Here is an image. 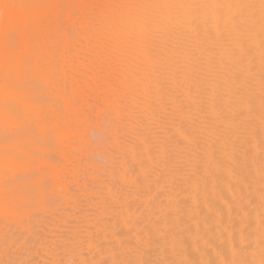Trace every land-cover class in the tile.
<instances>
[{
    "label": "bare ground",
    "instance_id": "6f19581e",
    "mask_svg": "<svg viewBox=\"0 0 264 264\" xmlns=\"http://www.w3.org/2000/svg\"><path fill=\"white\" fill-rule=\"evenodd\" d=\"M49 1L57 3V0L3 1V7L0 10L2 16L0 17V67H8L7 71L6 68L1 67L6 71L3 70V73L0 69V74L3 75H0V83H2L0 84V96L3 97V101L0 103L3 107L7 108L8 106L7 102H4L8 96L4 97V94L9 92L8 83L10 86L12 84L10 81L8 82L9 67L12 62L9 57L10 54H13L12 47L14 46L12 36L18 35L17 38L23 40L24 31L29 26L28 21L29 24L32 21L30 24L32 26L36 22L35 20L42 15L40 5L43 7L42 3ZM68 1L73 3L70 6L74 5L73 8L76 12L73 11V16L77 15L78 26L71 23L75 19H72L71 13L66 15L67 20L71 19V22L70 24L66 23L67 21L66 24L64 23L67 26L62 30L65 35L63 46L72 50L71 47L80 45L84 49L89 41L88 37L94 36L92 38L95 41L94 44H91V41L89 44L113 55V59H119L118 62L123 63L124 66L127 64L128 71L136 79L129 84L130 88L122 85L125 83H120V87L124 88L117 92L114 90L116 86L112 88L109 85L110 88L107 87L106 90L110 91L109 95L104 93L107 96L106 106H112L108 110L111 109L119 119L118 122H115V124L118 123L115 127L114 137L116 152L113 157H110L114 159L111 160L115 163V169L110 170L111 172L106 178L107 181L104 182L105 184H101L104 194L101 193V202L98 207L100 212H97V216H101L105 224L109 223L108 225L104 224L107 229L103 222L99 221L102 218L100 217L98 220L94 214L99 223L90 219L93 226L91 225L89 230L87 221L90 220L86 218L83 220V222L86 221V223L84 222L86 225L83 226L87 231H84L85 235L81 234L82 231L79 232V235L83 237L82 240L86 237L87 241H92V244L90 242L87 244H91L92 248L88 246L87 250L89 252L91 250L90 253L93 256L95 249H99L96 250L95 255L101 252L109 253L107 258L115 252L119 255L124 254V259L119 260L120 262L116 264H264V0H121V4L120 0H117L120 9L101 8L105 13L99 12L100 19L97 17L99 22L96 21L95 25L104 24L106 30L99 33L101 32L99 28L102 29V27L98 28L97 26L100 31L98 32L95 28L97 34L95 33L93 36L88 35L90 31L87 25V16H85L86 0H78L79 4L76 1L78 4L76 7L75 0ZM110 1L113 2V0ZM39 3L40 5L37 7ZM109 6L111 7L112 4ZM36 15L38 17L35 19ZM32 17L35 20H31ZM21 24L24 26L22 27ZM72 24L79 28L72 27ZM11 27L13 29H10ZM71 28L77 29L76 36L72 35L74 39L72 36H67L73 31ZM87 46L89 45L87 44ZM64 62L62 60L61 63ZM81 63L84 64V62ZM136 63L141 66L138 68ZM142 64H144L143 67L146 65L145 70ZM109 68L111 70V67ZM76 69L78 70V68ZM71 70L74 69L71 67ZM118 71L121 72V70ZM150 73L154 76L151 82L147 80L149 86L145 87L147 82L144 79L147 74V77H151ZM4 78H8V80ZM1 80H4V83ZM72 80L75 81V79ZM95 82L97 83V81ZM116 82L118 83V81ZM3 85L4 87H2ZM98 89L97 87V91ZM101 91L103 93V89ZM9 93L10 99L7 98V100H11V92ZM12 93L13 99L16 93L14 94L13 91ZM102 96L101 94L100 97ZM108 100L111 103L107 102ZM11 105L13 104L11 103ZM67 105H63V107ZM72 106L71 108H73ZM67 107H70V103ZM67 107L65 108L67 109ZM98 108L97 111H99ZM75 109L77 108L75 107ZM2 110L0 111L4 114L2 113L3 116L0 114V120L4 116H8L6 114L9 111L8 109ZM65 112L67 113L69 110H65ZM111 114L113 115V113ZM78 127L76 126V128ZM24 128L26 127L24 126ZM62 130L61 133L64 132ZM76 132L79 131L76 130ZM77 135L79 136V134ZM66 140L70 142L71 139ZM2 143L0 144L2 145ZM97 151L99 150L97 149ZM95 153L93 156L97 155ZM11 158L9 156V160ZM69 159L71 160V158ZM15 161L14 163H16ZM0 164L1 168L2 163ZM6 166L7 164H5ZM124 184L129 187L125 186L126 190H120L121 185ZM45 190L47 191V189ZM0 200L2 201V199ZM59 207L61 208V206ZM67 209L69 208L67 207ZM102 211L103 213H101ZM9 212L11 211L9 210ZM104 214L106 218H104ZM24 220L26 219H22V221ZM38 221L43 222L42 220ZM93 222L95 223L93 224ZM61 224L63 226V223ZM100 224L101 227H99ZM10 228L12 227L10 226ZM13 247L15 246L13 245ZM0 250V253L3 254L0 258H6V246ZM38 250L40 251V249ZM59 253L56 252V254ZM69 259L72 261L71 257ZM87 264H89L88 261Z\"/></svg>",
    "mask_w": 264,
    "mask_h": 264
},
{
    "label": "rangeland",
    "instance_id": "374dc122",
    "mask_svg": "<svg viewBox=\"0 0 264 264\" xmlns=\"http://www.w3.org/2000/svg\"><path fill=\"white\" fill-rule=\"evenodd\" d=\"M3 1L0 0V8H1L0 10H2ZM62 1L63 0H57L56 1L57 3H55V2L53 3V1L52 2L49 1L48 2L49 5H48V3H42L41 2L42 4H44V5H42L43 7H41V5L39 3L37 7H39V5H40V8H42L41 14L43 16L40 15V17H38L39 15L37 14L38 16L36 15V17H35V19L38 17L37 20H35L33 17H32V19L29 18L31 20L34 19L36 22H34V24L32 26H30V24H32V21L30 24L28 21L27 24L29 26L26 29V31H24V34L22 33L24 36L23 40L17 38L18 35L12 36L14 46L12 47L13 48V52H12L13 54H10V57H9V58H11V61H12L10 64V67H9L10 76L8 75L9 80H8V78H4L5 80L7 79L8 82L10 81L12 83L10 86V84L7 82L9 85V86L7 85L9 90L6 89L9 92H11V100H9L10 98L8 95L10 93L7 91L8 94H4V92H3L4 97L8 96V97H6V99L4 101V102H7L6 103L8 105L7 108L5 106L3 107L2 103H0V105H1L0 108L3 107L0 110H2V109H4V110L8 109L9 110V111H7V114H6L8 116H4V118H2L4 120H2V119L0 120V121H2V122H0V129H1L0 130V143H2V142L4 143V144L2 143V145L0 144V147H4V148H0V163H2V166L0 168V182H1L0 183V188H1L0 189V192H1L0 196H2V197H0V199H2V201L0 200V216L3 217V218L0 217V249L3 248V246H6V250H7V251H5V254H7L6 258H3V259L0 258V261H1L0 264H2V263L3 264H87V261L89 262V264H90V262H91V264H111V263L116 264L117 262L122 261L121 259H124V257H125L124 254L120 253L121 255H119L118 252H117L118 254H116V252L113 253L116 255L111 254L112 257L109 255L108 256L109 259L106 257L109 253L106 254V253L101 252L100 254L95 255L97 253L96 250H99V249H95V253L92 256L90 253L91 250H90V252H89V250H87L89 248L88 246H90V247L92 246L91 245L92 241L91 242L87 241L88 239L85 236L84 237L86 238V240H85V238H84V240H82L83 237L79 235L80 234L79 232L82 231L81 234L84 233L83 235H85L86 232H84V231H87L86 228L83 226V225H86L85 224L86 221H84L85 223L83 222L84 218L89 219V220L91 219L93 221L96 220V217H98V220L100 219L101 216L99 217V216H97V214L100 212V211H98L99 210L98 207L100 204L99 202H101L100 196L102 195L101 193H103V191H104V190L102 191V189H104V188H102L101 184L107 181L106 178H108L109 172H111L112 169L113 170L115 169V166H114L115 163L111 160L113 158H110V157H113L115 155L114 152H116L114 137H115V131H116L115 127L117 126L118 123L115 124V122L116 121L118 122L119 119L111 109H110L111 111L108 110V108H111L112 106L107 107L108 105L106 106V104H105V102L107 100V96L109 95L108 93L110 92V91L109 92L106 91L107 87L109 85L112 86V88H114L116 86L114 88V90L118 92V90L124 88V87H120L121 86L120 83H125L122 85H125L126 88H130V87H128V86H130L129 84L133 83L132 80L133 81L136 80L132 77V75L128 71L129 67L127 64H125V66H124L123 63L118 62L119 59L118 60L116 59L117 62H115L116 60L113 59L114 58L113 55L108 54L107 52H104L99 47H95V46L92 47V45H91V44H94L93 42H95L94 39H92V38H94L93 35H95V33L97 34V31L94 29L96 28L98 30L99 26H101L102 29L99 28L101 30V32H99L100 30H98L99 33H102V32H104V30H106V28H105L106 26H104V24L95 25L96 24L95 22L100 19L99 18V16H100L99 12L100 13L104 12V11H102L101 8H114L115 7L116 9H120L118 7L119 1L113 0V2H112L110 0L109 1H107V0H105V1H103V0H86L85 16H87L86 20H87V25H88V28L90 31V34H88V35H91L93 37L92 38L90 36L88 37L89 41L87 44L89 46H87V44H86V46L83 49L79 45L78 46L79 48L78 47H71L72 50H69V49H67V47L63 46V43L65 42V39H64L65 35H64V31L62 32V30L66 29V26H67V25H65L66 23L70 24V22H71L70 21L71 19L68 21L67 20L68 18L66 17V15H69L70 13L72 14V17H73L72 19L75 18L74 21L71 23L77 24L76 26H78V23H77L78 20H76L77 15L75 14L76 17L73 16V14H74L73 11L76 12V10H74L75 8H73L74 5H73V7L70 6L71 4H73L72 2H70L68 0H64L63 2ZM76 1L78 3V0L74 1L75 7L79 4V3L77 4ZM101 1L104 3L106 2V4H104V3L102 4ZM123 1H125V0H123ZM108 2H109V4H112L111 7L109 6ZM113 3L114 4L117 3V4L114 5ZM101 4H102V7H100ZM120 4H121V0H120ZM103 6H106V7H103ZM49 7H50V9H49ZM0 17H2L1 13H0ZM39 18H40V20H39ZM88 20H90V21H88ZM46 21H47V24H46ZM75 21H76V23H75ZM11 22H10V24H11ZM73 24H72V27H74ZM23 26L24 25H22V27ZM63 26H65V27H63ZM97 26H98V28H97ZM74 28H71V30L73 29V31H71L70 35L68 33L67 36L71 37L72 35L76 34L75 31L77 29L75 30ZM76 28H79V27H76ZM10 29H13V28L11 27ZM42 31H43V34H42ZM94 31H96V32H94ZM44 34H45V36H44ZM58 34H60V35H58ZM21 38H22V36H21ZM45 38H46V40H45ZM18 39H19V41H18ZM72 39H74V36H72ZM54 40H55V42H53ZM90 41L92 42L91 44H89ZM27 45H28V47H27ZM37 49H38V51H37ZM63 49H65V50H63ZM64 52H65V54H64ZM103 54H104V57H103ZM102 57H103V59L105 58L106 61H105V59L103 60ZM124 58L126 59V57H124ZM66 59H67V62L69 61V63L66 62ZM111 59H113V60H111ZM62 60H63V62L65 61L66 63L65 62L61 63ZM77 60H78V64H77ZM81 62H84V64ZM101 62H103V63H101ZM117 63H118V65H117ZM138 63H140V62H138ZM138 63H136L135 65L138 66V68H139V66H141V64H138ZM14 65H15V68H14ZM69 65L74 70H71V67ZM116 65H117L118 69L116 68ZM143 65L144 64H142V67H143ZM108 66L111 67V70ZM120 66H121V68L122 67H124V68L121 69ZM1 67H0V69H1ZM46 67H47V69H46ZM2 68H4V67H2ZM5 68L7 71L8 67L5 66ZM76 68H78V70ZM79 68H80V71H79ZM143 68L145 70L146 65ZM140 69H142V68H140ZM3 70L1 71L2 73H3ZM64 70H66V71H64ZM118 70H121V72ZM112 71H113V73H111ZM116 71H118V72H116ZM123 71H124V74L122 75ZM116 73H118V75H116ZM0 75H2V74H0ZM69 75H70V77H69ZM149 75L151 77H147L148 76V74H147V76L144 79L145 82H147V80H150V82L152 81V78L154 75L152 76V73H150ZM96 77H98V78H96ZM138 77H139V75L137 76V78ZM65 78H66V80H65ZM85 78L86 79L88 78V80H87L88 82L86 81ZM72 79H75V81ZM113 80H114V82H113ZM93 81L95 84L93 83ZM95 81H97V83ZM116 81H118V83ZM129 81H130V83H129ZM2 82L4 83V80ZM110 82H112V83H110ZM145 82H144V84H145ZM0 84H2V83H0ZM4 85L2 87H4ZM40 86H41V88L39 89ZM83 86H84V88H83ZM96 86L99 88L98 91H97ZM144 86L148 87L149 81ZM105 87H106V89H105ZM5 88H6V86H5ZM55 88H57V89L59 88V89L57 90ZM90 88L93 90H91ZM108 88H110V87H108ZM75 89H76V91H75ZM102 89H103V93H102V91L100 92V90H102ZM6 90H4V91H6ZM71 90H72V92H71ZM12 91L14 92V94L16 93L13 97L14 101L12 99V94H13ZM73 91H74V93H73ZM90 91H91V93H90ZM115 91H114V93H116ZM61 93H63L62 96H61ZM93 93H94V95H93ZM114 93H112V94H114ZM18 94H20V95H18ZM101 94L103 95L102 97H100ZM112 94H110V95H112ZM76 95H78V96L76 97ZM40 96H41V98H40ZM104 96H105V98H104ZM15 97H17V98H15ZM7 98H9V99L7 100ZM72 98H74V99L72 100ZM97 98H100V99H97ZM109 98L111 99V97H109ZM63 99H65V101H63ZM78 99H80V100H78ZM66 100H67V102H66ZM109 100L107 102H110ZM0 101H3V97L1 98V96H0ZM64 102H66V103H64ZM103 102H104L105 106L103 105ZM11 103L13 105H11ZM69 103H70V107H67L69 105ZM72 104H73V106H72ZM3 105H4V103H3ZM63 105H67V106L63 107ZM87 105L88 106L90 105V107H88ZM71 106L73 108H71ZM80 106H81V109H80ZM85 106H87V107H85ZM100 106H103V107L101 108ZM65 107H67V109ZM75 107L77 109H75ZM97 108L99 111H97ZM26 109H27V111H26ZM82 109H83V111H81ZM85 109H87L88 112H86L87 111L86 110L85 111L86 113H85L84 112ZM105 109H106V111H105ZM65 110L66 111L69 110V112L66 113ZM74 110L76 113L74 112ZM77 110L78 111L80 110V111L78 112ZM2 111H0V114H2L3 112L6 113V111H3V112ZM108 111H110V112H108ZM77 112H78V114H77ZM96 112H97V114H96ZM111 113H113V115ZM3 114H2V116H3ZM85 114H86L87 119L85 117ZM151 114H152V112H151ZM101 115H103L102 117H104V118H102ZM0 117H1V115H0ZM21 117H23V118H21ZM54 117L56 120L54 119ZM83 117H84V119H83ZM5 118H6V120H5ZM74 118H76V119H74ZM108 118H110V119H108ZM18 119L19 120L21 119V120L19 121ZM34 119H35V121H34ZM35 122H37V123H35ZM82 124H84V125H82ZM81 125H82V127H81ZM24 126L26 128H24ZM76 126L77 127L79 126V127L76 128ZM109 126H111V127H109ZM32 127H35V128H32ZM14 128H15V130H14ZM56 128H57V130H55ZM103 128H105V129H103ZM59 129H60V132H58ZM61 129H63L62 130V132L64 131L63 133H61ZM74 129L78 130L81 134L79 132H76V130L74 131ZM106 130H108V131H106ZM68 132L69 133L72 132V133L69 134ZM83 132H84V134H82ZM65 133L67 134L68 138L66 137ZM13 134H15V135L13 136ZM77 134H79L80 137ZM62 135H64V136H62ZM88 136H89V138H88ZM20 137H21V139H20ZM26 137H27V139H26ZM71 137H73L74 139ZM69 138L71 139L70 142H69V140H66ZM77 138H79V139H77ZM85 140H87V141H85ZM16 141H18V142L20 141V142L18 143ZM97 141H98V143H96ZM110 143H111V145H110ZM7 144H8V146H7ZM12 145H13V147L14 146L15 147L13 148ZM18 145H19V147H18ZM36 145H37V147H36ZM39 146H42V147H39ZM100 146H102V147L100 148ZM93 149H94V151H93ZM97 149L99 151H97ZM12 151H13V153H12ZM22 151H23V153H22ZM6 152H7V154H6ZM29 152H30V154H29ZM97 152H99V153H97ZM94 153L97 155L93 156ZM17 154H19V155H17ZM26 154H27V156H26ZM30 155H32V156H30ZM33 155L35 156L34 158H33ZM9 156H10V158L12 156V158H14V159L11 158L12 161H10L11 159L9 160ZM100 156H102V157H100ZM78 157H79V159H78ZM69 158H71V160ZM15 160H18V161H15ZM33 160H35V161H33ZM3 161H5V162L3 163ZM14 161L16 163H14ZM19 161H21V162H19ZM17 163H18V165H17ZM43 163H44V165H43ZM5 164H7L6 167H5ZM10 164H12V165H10ZM111 166H113L114 168ZM6 169H8V170H6ZM20 169H23V170H20ZM52 169H53V172H52ZM63 169H65V170H63ZM13 170H16V171H13ZM55 172H56V174H55ZM9 174H10V176H9ZM11 175H13V177H11ZM40 178H42L41 181H40ZM71 178H72V180H71ZM60 180H62V181H60ZM45 181H47V182H45ZM45 183H47L48 185ZM104 184H103V186H105ZM100 185H101V187H100ZM14 186H16V187H14ZM123 186H124V188H123ZM123 186L121 185L120 190H123V189L126 190L127 188H125V186L129 187L128 185H125V184ZM6 188H7V190H6ZM45 189H47V191ZM60 189H62V190H60ZM112 189H113V187H112ZM38 190H39V192H38ZM117 190H119V187H117ZM142 191H144V190L142 189ZM17 198H18V200H17ZM97 199L99 200L98 202H97ZM58 205L61 206V208ZM5 206H6L7 212L5 211ZM54 207H55V209H54ZM67 207L69 209H67ZM1 208H2V211H1ZM3 208H4V211H3ZM9 210L11 212H9ZM95 210H96V212H94ZM101 213H103V211ZM27 214H29V215H27ZM30 214L32 215L31 217H30ZM6 215H8V216H6ZM103 216H105V214ZM7 218H8V220H7ZM93 218H95V219H93ZM104 218H106V216ZM22 219H26V220L22 221ZM46 219H47V221H46ZM28 220L30 221V223ZM38 220H42L43 222L38 221ZM76 220H78L79 222ZM91 220L87 221L90 225L89 226L87 224L88 230L90 229V227L92 225ZM26 221L28 224L26 223ZM99 221L103 222L104 220L102 218V220L100 219ZM90 222H91V224H90ZM95 222L99 223L97 220ZM95 222H93V224ZM106 222H107V219H106ZM59 223L60 224L63 223V226H62V224L60 225ZM34 224H35V226H34ZM41 224H43L45 226H43V225L41 226ZM104 224L105 223L103 222V225ZM108 224L109 223H106L105 225H108ZM10 226L12 228L9 229ZM101 226L102 225L100 224L99 227H101ZM31 227H32V229H31ZM106 227L107 226H105V228ZM55 229H57V230H55ZM70 230H72V231H70ZM12 235H14V236L12 237ZM40 235H41V237H40ZM72 236H74V237H72ZM77 236H79L80 238ZM30 237H32V238H30ZM42 237H44V238H42ZM67 237L69 238V240ZM3 238H6V239L4 240ZM72 238H74V239H72ZM39 239H41L43 242ZM13 240H17V241H13ZM44 240H46L45 241L46 243L44 242ZM88 242H90L91 244L87 245ZM30 243H31V245H30ZM13 245L15 247H13ZM64 247H66V248H64ZM38 249H40L41 252ZM8 250L9 251L11 250V251L9 252ZM57 251H58V253L59 252L60 253L56 254ZM0 252H1V250H0ZM62 252H63V254H62ZM48 253H51V254H48ZM1 255H3V254L0 253V257H2ZM117 255H119L118 258H116ZM90 256H92V257L90 258ZM69 257H71L72 261H70ZM86 257L89 259H87ZM104 257H106V258H104ZM110 257H111V259L112 258H114V259L111 260ZM81 259H83V260H81ZM98 261L101 263H99ZM110 261H113V262H110Z\"/></svg>",
    "mask_w": 264,
    "mask_h": 264
}]
</instances>
